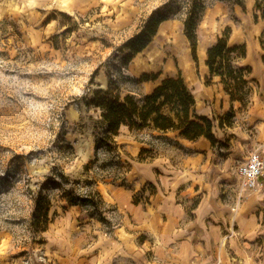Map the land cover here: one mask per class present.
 Wrapping results in <instances>:
<instances>
[{
    "label": "rangeland",
    "instance_id": "1",
    "mask_svg": "<svg viewBox=\"0 0 264 264\" xmlns=\"http://www.w3.org/2000/svg\"><path fill=\"white\" fill-rule=\"evenodd\" d=\"M151 1L0 0V264H60L48 249L51 243L57 245L69 214L75 218L76 233L67 237L72 241L91 240L94 231L86 232L87 238L82 230L88 225L113 233L121 217L105 198L113 189H131L138 180L132 164L159 151L154 147L138 152L139 143L174 144L169 142L172 137L152 129L126 127L114 142L101 141L100 112L85 105L86 92L106 89L112 76L122 97L139 100L149 83L141 77L156 73L160 78L181 74L192 93L200 82L211 85L205 75L206 50L228 27L230 46L247 45L241 65L251 67L247 78L253 92L246 105L237 102L222 117H212L220 140L212 159L220 166L218 194L231 218L219 239H212L214 248L203 264H222L221 251L225 264H264V187L245 191L235 174L250 151L258 150L264 158V21L255 18L260 16L256 0H201L205 8L197 34L198 61L181 24L193 0H167L154 10L168 4L173 30L155 36L125 65L122 47L154 11ZM217 117L225 120L222 128ZM157 191L148 183L134 194L133 203H150ZM39 196L49 206L44 231L32 225ZM72 198L76 205L69 202ZM99 200L102 203L94 206ZM239 214L254 218L249 231L242 230ZM149 253L153 257V251Z\"/></svg>",
    "mask_w": 264,
    "mask_h": 264
},
{
    "label": "crops",
    "instance_id": "2",
    "mask_svg": "<svg viewBox=\"0 0 264 264\" xmlns=\"http://www.w3.org/2000/svg\"><path fill=\"white\" fill-rule=\"evenodd\" d=\"M166 1L152 0V10ZM174 23L172 19L164 21L155 36L171 33ZM181 24L183 33L184 25ZM200 27L201 23L199 33ZM183 36L186 35L183 33ZM204 54L205 51H202L203 57ZM207 71L206 66L205 75L209 76ZM216 81L219 84L213 85ZM211 82V85L200 82L193 91L197 111L210 119L216 114L222 117L237 103L231 102L225 92H220L224 89L218 76L213 77ZM155 86L149 82L145 93H151ZM216 120H219L218 117ZM153 132L172 137L169 142L174 145L164 147L159 146L162 144L155 145L153 141L139 143L138 152L141 148L154 147L159 151L154 158L132 164L131 173L137 174L138 180L131 189H113L112 194L105 198L108 204L116 206L121 223L111 235H106L97 226H85L82 230L87 238L86 232L94 231L91 240L82 237L72 241L67 237L76 233L72 225L75 218L69 214L63 220L68 224H62V232L56 236L59 238L57 245H49V254L55 261L60 264H203L207 251L211 246L214 248L212 239H219L222 226L231 218L228 206L219 199L220 166L212 160L214 146L204 137L190 141L179 137L176 132ZM148 183L156 186L157 193L152 195L150 203L134 204V194ZM192 201L196 202L194 206H190ZM73 208L76 209L75 206ZM238 216H241L242 230L249 231L254 218ZM141 235L147 237L141 238ZM151 250L153 257L149 253ZM222 255V251L219 252L222 264H225Z\"/></svg>",
    "mask_w": 264,
    "mask_h": 264
},
{
    "label": "trees",
    "instance_id": "3",
    "mask_svg": "<svg viewBox=\"0 0 264 264\" xmlns=\"http://www.w3.org/2000/svg\"><path fill=\"white\" fill-rule=\"evenodd\" d=\"M204 8L201 0H193L184 22V33L190 41L194 61H198L197 34L200 31L199 20ZM255 8L260 13V16L255 15L256 20L260 17L264 21V0H256ZM171 15L168 4H165L164 7L154 10L142 22L139 30L122 47L126 51L123 57L125 65L152 42L159 26L169 20ZM230 31L228 27L225 36L219 38L207 49L205 61L209 71L207 83L213 77L218 76L231 102L246 105L253 92L247 78L252 71L251 67L241 65V61L247 57V45L242 43L230 46L228 43ZM260 45L264 51V31L260 36ZM262 60L264 62V55ZM110 77L106 89L89 88L83 98L87 107L95 108L100 112V122L104 126L101 141L114 142V138L119 136L121 129L126 127L129 130L149 128L164 133L176 132L179 137L190 141L204 137L213 146L220 142L214 134V120L197 111L195 96L181 74L165 78H160V73L144 74L140 79L141 82H156L157 84L151 93L139 100L133 95L122 97L114 86L115 80L112 76ZM224 121V119H219V128L224 126ZM89 200L88 196L85 201ZM34 201L32 225L37 231H44L48 226L49 206L42 201L40 196ZM69 202L71 205L77 204L76 199L73 198ZM101 203L102 200H99L93 204L99 206Z\"/></svg>",
    "mask_w": 264,
    "mask_h": 264
},
{
    "label": "built area",
    "instance_id": "4",
    "mask_svg": "<svg viewBox=\"0 0 264 264\" xmlns=\"http://www.w3.org/2000/svg\"><path fill=\"white\" fill-rule=\"evenodd\" d=\"M245 191H260L264 187V158L258 150L250 151L236 170Z\"/></svg>",
    "mask_w": 264,
    "mask_h": 264
}]
</instances>
